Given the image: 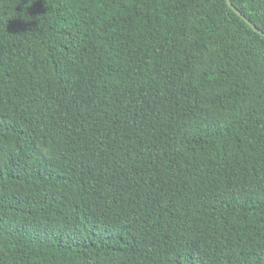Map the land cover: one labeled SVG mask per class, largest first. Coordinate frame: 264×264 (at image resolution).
I'll return each instance as SVG.
<instances>
[{
	"label": "trees",
	"instance_id": "1",
	"mask_svg": "<svg viewBox=\"0 0 264 264\" xmlns=\"http://www.w3.org/2000/svg\"><path fill=\"white\" fill-rule=\"evenodd\" d=\"M264 0H0V264H264Z\"/></svg>",
	"mask_w": 264,
	"mask_h": 264
},
{
	"label": "water",
	"instance_id": "2",
	"mask_svg": "<svg viewBox=\"0 0 264 264\" xmlns=\"http://www.w3.org/2000/svg\"><path fill=\"white\" fill-rule=\"evenodd\" d=\"M230 6L236 11V13L241 16L245 21H247L250 25L253 26L254 29H256L258 32L263 33L261 30H259L255 25H253L236 7H234L230 2ZM264 34V33H263Z\"/></svg>",
	"mask_w": 264,
	"mask_h": 264
}]
</instances>
